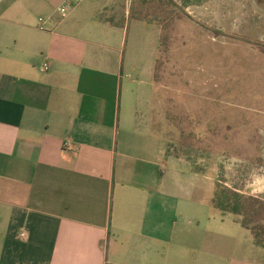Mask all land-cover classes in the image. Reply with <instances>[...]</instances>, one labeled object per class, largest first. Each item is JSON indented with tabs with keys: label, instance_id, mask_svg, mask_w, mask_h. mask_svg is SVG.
I'll use <instances>...</instances> for the list:
<instances>
[{
	"label": "crops",
	"instance_id": "0c3cea01",
	"mask_svg": "<svg viewBox=\"0 0 264 264\" xmlns=\"http://www.w3.org/2000/svg\"><path fill=\"white\" fill-rule=\"evenodd\" d=\"M52 2L0 0V264H264L140 123L127 1L91 0L81 38L53 11L31 23Z\"/></svg>",
	"mask_w": 264,
	"mask_h": 264
},
{
	"label": "rangeland",
	"instance_id": "374dc122",
	"mask_svg": "<svg viewBox=\"0 0 264 264\" xmlns=\"http://www.w3.org/2000/svg\"><path fill=\"white\" fill-rule=\"evenodd\" d=\"M90 1L63 19L53 0L31 23L53 11L81 38L96 14ZM126 1L129 14L116 18L126 24L122 60L138 84L140 123L167 141L168 157L203 175L208 198L221 185L264 200V0Z\"/></svg>",
	"mask_w": 264,
	"mask_h": 264
},
{
	"label": "trees",
	"instance_id": "16d2710c",
	"mask_svg": "<svg viewBox=\"0 0 264 264\" xmlns=\"http://www.w3.org/2000/svg\"><path fill=\"white\" fill-rule=\"evenodd\" d=\"M169 1H179L183 7L188 8L200 5L206 0ZM210 205L224 217L232 216L252 234L255 245L264 249V200L262 198L243 195L238 189L219 185L213 192Z\"/></svg>",
	"mask_w": 264,
	"mask_h": 264
},
{
	"label": "built area",
	"instance_id": "2783aa9c",
	"mask_svg": "<svg viewBox=\"0 0 264 264\" xmlns=\"http://www.w3.org/2000/svg\"><path fill=\"white\" fill-rule=\"evenodd\" d=\"M81 0H66L64 5H62L60 8H58V13L63 17L66 18L68 17L69 13L71 12L72 8H75ZM41 23H45L43 19H40ZM42 71L46 72L48 71V66L45 65L42 69ZM22 236H25V233L22 234Z\"/></svg>",
	"mask_w": 264,
	"mask_h": 264
}]
</instances>
